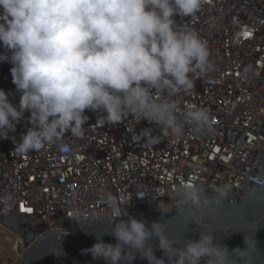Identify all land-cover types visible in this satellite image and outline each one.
<instances>
[{
  "label": "clouds",
  "instance_id": "obj_1",
  "mask_svg": "<svg viewBox=\"0 0 264 264\" xmlns=\"http://www.w3.org/2000/svg\"><path fill=\"white\" fill-rule=\"evenodd\" d=\"M205 3L0 0V47L6 50L0 52V62L11 64V82L19 93V103L13 105L11 93L0 89V139L16 130L25 112L31 126L14 141L21 154L39 151L66 133L81 136L89 119L86 110L103 114L100 125L138 116L175 138L186 127L197 133L211 131L206 108L189 104L181 109L173 98L194 89V76L213 70L207 41L194 28L179 27L175 21L178 15L195 16ZM133 135L136 141L143 138L146 146L160 142L150 129ZM180 191L177 207L190 205V223L197 226H202L200 210L219 206L225 195L218 188L216 197H208L188 184ZM103 199L114 202L110 192ZM114 221L110 234L115 243L101 235L83 254L104 264H131L136 253L148 264H230V256L244 249L229 252L205 231L179 246L164 234L161 222L147 224L131 215ZM152 240L162 250L161 258L155 256ZM129 251L132 260L125 261Z\"/></svg>",
  "mask_w": 264,
  "mask_h": 264
},
{
  "label": "built area",
  "instance_id": "obj_2",
  "mask_svg": "<svg viewBox=\"0 0 264 264\" xmlns=\"http://www.w3.org/2000/svg\"><path fill=\"white\" fill-rule=\"evenodd\" d=\"M175 21L207 41L214 67L194 76V89L173 98L181 109L189 104L206 108L211 131L186 127L175 138L138 116L100 125L103 114L86 110L89 119L81 136L66 133L39 151L21 154L14 141L31 126L25 112L16 130L0 139V218L16 211L17 219L32 220L34 230L51 237V231L58 236L61 212L86 224L97 217L141 219L150 209L169 213L180 204L186 184L206 196L224 189L227 198L239 197L246 183L263 186L251 175L264 156V0H206L195 16L178 15ZM10 68L0 62V89L17 105ZM142 129L160 136V142L136 141L133 134ZM108 192L111 204L103 199ZM0 229L9 234V250L19 261L21 237L1 224Z\"/></svg>",
  "mask_w": 264,
  "mask_h": 264
},
{
  "label": "water",
  "instance_id": "obj_3",
  "mask_svg": "<svg viewBox=\"0 0 264 264\" xmlns=\"http://www.w3.org/2000/svg\"><path fill=\"white\" fill-rule=\"evenodd\" d=\"M251 177L263 186L246 183L239 197H223L219 206L201 209L202 226L190 223V205L174 206L167 214L150 209L141 219L147 224L161 222L164 234L179 246L185 240L198 239L200 231L210 232L215 236V242L226 245L229 252L236 247L244 248L242 252L230 256V264H264V156ZM114 220L97 217L93 223L86 224L79 218H65L64 212H61L58 223L60 231L58 236L51 231V237L48 232L34 230L32 220L17 219L16 211L0 218V224L19 235L23 241L24 254L16 264H104L102 260H93L89 254H83L82 250L89 248L101 235L105 242L115 243L110 234ZM150 243L155 256L161 258L163 252L155 247V240ZM133 255L129 251L124 257L125 261H131ZM131 264L148 262L136 253Z\"/></svg>",
  "mask_w": 264,
  "mask_h": 264
},
{
  "label": "rangeland",
  "instance_id": "obj_4",
  "mask_svg": "<svg viewBox=\"0 0 264 264\" xmlns=\"http://www.w3.org/2000/svg\"><path fill=\"white\" fill-rule=\"evenodd\" d=\"M8 235L0 229V264H15L19 259L9 250L10 237Z\"/></svg>",
  "mask_w": 264,
  "mask_h": 264
},
{
  "label": "snow or ice",
  "instance_id": "obj_5",
  "mask_svg": "<svg viewBox=\"0 0 264 264\" xmlns=\"http://www.w3.org/2000/svg\"><path fill=\"white\" fill-rule=\"evenodd\" d=\"M29 211H31V209H29Z\"/></svg>",
  "mask_w": 264,
  "mask_h": 264
}]
</instances>
